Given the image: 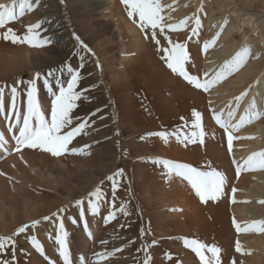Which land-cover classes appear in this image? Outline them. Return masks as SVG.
I'll return each instance as SVG.
<instances>
[{"label": "bare ground", "instance_id": "1", "mask_svg": "<svg viewBox=\"0 0 264 264\" xmlns=\"http://www.w3.org/2000/svg\"><path fill=\"white\" fill-rule=\"evenodd\" d=\"M207 1L208 0H157V3H159L162 8V17H164L161 23L165 25L163 33L160 32L159 28L155 30L157 33L156 40L160 42L159 45H157L151 38L152 30L150 28L141 31L138 27V17L134 16L132 19L128 17L127 13L129 9L126 4L122 3V0H40L38 6L39 11L33 14L35 16L30 17L26 15V17L23 18V22H25L23 34H26L27 26L35 24L37 21L43 22L42 29H47V31L42 32L41 35L42 37H50L52 43L50 44V48L47 47L45 51H39V53H29V49L25 46L14 50L0 48V89H3V100L7 98L9 103H11V88L14 86L17 88L16 104L25 100V93L21 92L24 84L18 83L24 71H28L30 74L29 80L32 81L37 72L46 74L50 69L55 70L58 65L64 64L67 58L72 57L71 54L74 51V47L72 46L74 43L75 46L78 44L81 49L86 50L88 47L86 46L87 42H92L90 48L88 47L90 49V51L87 50L88 54L96 58L97 53H95V50H97L102 59L100 60L98 56L96 60H100L99 62L101 63L103 61L104 65H106V63H108V65L114 64V68L111 69L113 75H110L111 78L106 81L105 88L109 90L108 92L111 90L112 94H114L113 102L116 104V112L114 111L113 115L117 121V127L120 129L118 130L119 132H117V137L124 135L127 128L126 125H129V128L134 133L141 132L145 137L144 145L138 140L141 145L135 147V149L133 148V151L136 152V154L133 152L135 155L142 156L144 154L143 156L148 158L149 162L168 158L174 161L190 163L188 160L178 158L185 157L184 152L174 147L177 145L169 141L170 134L163 129L167 126L166 123L187 122L194 112L204 116L201 109L203 89L195 88L183 77L179 76L177 73H173L167 67L164 59H162L164 56L162 49L168 47L169 42L183 43L185 45V50L188 55V60L184 64L185 71L201 82H204L206 79L213 77L216 72L220 71L223 64L231 60L236 52L248 48L250 42L247 40V35H254V46H259V49H256V46L254 47V51L260 55L258 65L248 63L237 72L243 65L242 64L238 69L227 77L219 80L206 92L208 93V98L211 99L212 105H214L213 107L216 110L215 113L220 115L222 121H226L230 125L238 124L241 116L245 117L244 123L247 121H254L258 116L257 114L260 113L259 109L261 108L264 111V0H219L218 4L213 2L210 6L211 9L205 11L203 5L206 4ZM13 2L14 0H10V2H8V0H0V4L6 5ZM67 2H69L70 6L74 5L75 8L76 5L78 6V4L81 3V5L76 8V11L83 14H80V18L77 20L73 17L75 26H70L67 20ZM83 2L87 4L85 6L86 10L80 9ZM64 3L66 5V13L62 14L60 18H57L60 16L58 10L60 8L57 6L59 4L62 9L64 8ZM214 4L218 7L217 9H214ZM91 10H93L95 15L112 21L113 26L111 30H108L109 32H105V29L103 32L100 30H90L89 33L92 35L87 36L86 32L88 30H72V28H76L77 25V28L80 29V24H87L89 19H93L85 18L84 16L85 12ZM215 10H217V13H212V11ZM259 10H261V12ZM51 12L54 13L53 16H50ZM229 16L231 19L226 29L227 23L224 18ZM51 17L56 18L53 19ZM207 17L208 20H206ZM186 18L191 19H188L183 29L178 31H170L168 29V24H178L181 20ZM197 18L200 20V25L195 23ZM252 18L255 19L252 26L241 36L239 28L243 25H247ZM62 20L69 25L68 29H65ZM205 21H208L206 28H204ZM13 26L14 24H5L4 27L0 29L6 31ZM193 28L197 30L196 34H193ZM77 32H79L78 37L75 35ZM165 36H167L168 39H165ZM214 36L217 38L215 43H210V47L207 50H202L204 43L213 41ZM71 37L77 40V44ZM191 39H200L201 42L195 41L197 44L193 46L188 43V40L191 41ZM108 41L112 45V52L115 53V56L111 59L112 61L105 60L107 59L105 56L109 54V52L104 50L103 46L105 47V43ZM192 41L194 42V40ZM81 45H83V47ZM158 48H160L161 51H158ZM117 57L119 58L117 59ZM201 65L203 69L202 74L199 75L197 69L199 66L201 67ZM205 73L208 75L205 76ZM95 77H100L98 81L101 82V80L105 79V74L100 71L98 76L95 75ZM98 81L97 84H99ZM90 82L93 81L91 80ZM103 82H105V80ZM20 84L21 88H19ZM107 85L109 87H107ZM134 85L135 89L133 88ZM36 87L37 96L39 98L43 97L42 90L44 91V88L47 87L44 86V83L42 86L36 85ZM100 88V85L95 87L94 93L96 95H99L100 91L98 92V89ZM124 94L125 99L123 97ZM96 95L95 97H97ZM237 97H241L239 102H237ZM142 99L143 102L140 108L138 101ZM122 100L128 102L127 106L129 109L133 105L135 107V110H129L130 114L128 113L129 118L127 122L125 121L127 117H125L124 110L121 108L123 105ZM137 105L144 118H148L149 121H151L153 117H155V119H161L165 124H160L163 126L156 129L153 128L152 125H149L145 130H138V126L130 124L129 121V119L136 121L135 116L136 112H138ZM229 111L234 112L232 117L228 116ZM163 116L164 118L166 116L167 121L163 119ZM203 118L204 117H201V119ZM207 118L209 119L210 117ZM208 119L207 123L212 132H210V135L209 130L206 128L204 136L207 137L208 144L211 147L209 149L212 150L216 147L215 144L217 141H215V139L221 138V130L214 119L213 122L216 124L215 127L211 125L210 121L212 120L209 121ZM262 121L254 123L250 131L239 132L237 134V141L232 145V152L230 154L235 162L236 169L237 164L243 165L244 161L253 153L264 151V122ZM160 133H164L166 138H161V136L158 135ZM127 137H124V139ZM180 140H182V138ZM151 143L152 148L150 149L149 145ZM123 144L125 146L124 154L126 155V149L131 148L129 140H124ZM222 144L224 147L228 148L226 140L222 142ZM124 154L122 156H124L123 158L126 162ZM11 163L14 166L10 167V169H12L11 171L4 169V167L0 165V170L2 171L0 172L2 173L1 175H6L9 172H11L9 175H12L11 179L0 176V237L5 235H3V232H8L12 236L18 228L22 225L24 226V223L33 220L36 221V219L38 221V218L42 215L44 216L46 212L50 211L51 213L59 209L57 202L43 201L46 203L45 205L47 208L41 207L38 210L34 208L36 205L32 207L33 201L30 202L32 198L29 197V195L22 194L20 188L23 186V179L34 178L30 176V174L27 175L26 170L36 174L35 179H43L44 177H42L39 171L40 169L38 168V170L36 168V162L25 159L22 162L23 167H21L22 165L18 166L14 161ZM220 164L221 163H219V165ZM99 166V164H97V166L92 165V167L97 168ZM163 170L164 169H152L151 173L149 172V174L146 175V178H143V172H140L141 178H136L139 179L142 186L141 189L143 190V196L138 198V200L144 206L142 207L143 209H138V220H141L142 213H145L147 209L145 216L148 225L146 228H148V230L144 233L146 236L145 247L144 242L142 244V249L144 250H140L144 257L142 259L147 258L149 264H201L199 258L183 244L185 239H195L206 246L204 252L206 258L210 260L213 259L212 254L207 251V248L216 247L220 250L218 254L219 264H230V259L232 258L230 253L231 250H229L230 237L232 239L234 233H236V237L241 239V248H244L247 253L253 250L258 251L256 256H250L248 258L247 264H264V237L258 236L259 232L257 231L237 232L236 228L232 231L231 226V217L234 214L238 215L240 218L242 223L239 225L241 228L250 225V220L254 218L255 215H259L261 218L263 217L264 220V169L247 170L242 168L241 170L250 172L247 175L250 182L246 184L243 182L235 183L232 188L235 190V193L230 197V199H232L230 203H228V201H226V203L223 201L224 195H221L222 198L219 197V202L211 199L201 202L200 198L186 180L183 178L174 179L175 176H172L174 174L168 175L167 171L165 173ZM4 172L7 173L3 174ZM80 173L84 174L82 171ZM50 176L51 175H49V177ZM98 178L96 181L85 180L81 185L78 184L73 187V189L76 190L75 194H78L79 200L83 199L92 187H97V183L101 180ZM4 179L10 180L4 183ZM6 192H10L12 195L7 197L4 195ZM58 195L66 200L72 198L71 192L69 191L67 193L60 192ZM123 197L124 200L127 199V196ZM14 201L18 202V204L16 203L17 205H15ZM136 201L130 198V201H123V206L126 204H133ZM113 202L116 203L115 201ZM120 204L121 203L116 205ZM58 211L55 215L50 216L49 220L51 223H54L58 219L63 223V216H59ZM17 212L20 213L17 214ZM128 214L131 216V220L133 219L132 221L136 222V218L134 217L136 214L133 215L130 211H128ZM78 222L79 221L75 222V224L78 225ZM85 223L86 221L83 220V226H85ZM129 224L130 223H128V225L125 224L127 229L131 228ZM54 225L57 228L59 223H54ZM87 228L88 232L92 231L91 226L87 225ZM112 232L114 233V231ZM23 233L22 235L20 234L18 238V240L20 238L23 239L22 242L18 243H21L18 247L16 246L17 237H12L15 241L14 252L16 264H47L48 259L41 256L32 247L31 243L26 242V237ZM82 233L84 235V232L77 233L79 242L81 243L85 241ZM55 234L54 232L53 238H55ZM86 247L87 246H85V248ZM8 251L11 253L9 252L10 255L5 261L12 259L13 249H9ZM45 254L47 255L46 252ZM71 258L74 261L72 254Z\"/></svg>", "mask_w": 264, "mask_h": 264}, {"label": "rangeland", "instance_id": "2", "mask_svg": "<svg viewBox=\"0 0 264 264\" xmlns=\"http://www.w3.org/2000/svg\"><path fill=\"white\" fill-rule=\"evenodd\" d=\"M8 2H10V0H8ZM16 2L18 3V0H16ZM32 2L35 3V0H32ZM213 2H215V4H218L219 0H217V2L216 0H208L207 3L203 5L204 10L205 11L210 10L211 9L210 6L212 5ZM66 5H67V13L65 11ZM66 5L64 3V8L61 9L60 5L58 4L57 7L60 8L58 9L60 12V16L57 18H60L62 14L66 13V17L69 22V25L75 26L73 17L77 20L78 18H80L79 17L80 14L81 15L83 14L79 11H76L77 10L76 8H78V6L81 5V3L78 4V6L76 5V8L74 5H73L74 7L72 5L70 6L69 2H67ZM86 5L87 4L83 2L82 6H80V9L86 10V7H85ZM217 8L218 7L215 5L214 9H217ZM62 10H63V13H62ZM36 11H39L38 6L35 7L33 11L25 12L23 16H18L16 20L12 22H8L6 24L7 25L14 24V26L11 27V29L15 32V34L19 36H23L25 35L23 34V28L25 27V22H23V18H25L26 15L30 17L35 16L33 14H36ZM259 11L261 12V10ZM215 12L217 13V10L212 11V13H215ZM53 14L54 13L51 12L50 16H53ZM160 15L161 16L163 15L162 11ZM84 16L85 18H93V19H89L87 24H84V25L80 24V27H81L80 29L77 28L78 25L76 24L77 25L76 28L73 27L72 30L74 31L81 30V29L86 30V31L88 30L86 32L87 33L86 35L91 36L92 34L89 33L90 30L92 31L100 30L101 32H103L105 29V32H109L108 30L112 29L111 28L113 26L112 21L106 20L104 17L95 15L93 13V10L85 12ZM51 18L55 19L56 17L55 18L51 17ZM230 19H231L230 16L227 18H224V20L227 23L225 27L226 29L229 25ZM34 20H35V17H34ZM206 20H208V17L206 18ZM62 21H63V26L65 27V29L66 28L68 29L69 25L66 24L64 20ZM253 21H255L254 18H252L249 23L246 22L247 25L245 26L243 25L239 28L241 32L240 33L241 36L248 28L252 26ZM38 22L39 21H37L36 23ZM207 25H208V21L207 22L205 21L204 28H206ZM4 32L5 31H2L0 29V48H7L10 50L11 49L14 50V49H18V48L25 46L29 49V53L31 52L39 53V51H45L47 47L50 48V45L46 47H42V48H35V47H29L27 44H24V43L12 44L11 41L6 42L2 38ZM75 35L76 37H78L79 32H77ZM247 37H248L247 40L250 42L248 45L249 55L247 59L245 60V62L243 63V65L241 66V68L237 72H239L248 63H253V64L258 65L260 55H258V53L254 51V47L256 46V49H259V46L257 45L254 46V43H253L255 40L254 35L253 36L247 35ZM71 39L76 41V44H77V40L75 38L71 37ZM214 39L217 40L216 36H214ZM192 40H194V42ZM195 41L201 42L200 39H191V41L188 40V43L190 45L196 46L197 42ZM91 43L87 42L86 46L90 48V46L92 45ZM74 44L72 46L74 47V51L71 54L72 57L67 58L64 64L58 65L56 67L55 76L54 78L50 80V84H51L50 87L53 90H55V82L57 79H59L61 83L66 85L67 81L70 80L71 78V72H75L79 74L76 91L80 94L81 99L76 102L77 106L74 108V110L71 113L73 124L70 127H74L78 125L79 123L85 122V121L87 122V126L83 130L82 134L74 137V139L72 140V142L69 144L68 147L69 149H73V148L81 149L82 154H72L71 152H67L61 156L54 157L50 153L44 152L38 148L37 149H29V148L17 149V145H16L15 140L13 139V136L18 135V128H12V131L11 132L9 131V126L15 123V119H14L15 115H13L10 119L6 118L7 113H8V108L10 105L9 101L6 98L3 100L5 111L3 113H0V134L4 136V140H5V143L3 144V146L0 147V165L4 167V169L11 171L12 169H10V167H14L13 164L11 163L12 161H14L15 164H17L18 166L22 165L21 167H23L22 162L25 159H29L31 162L33 161L36 162L37 163L36 168L40 169L38 170L42 174V177L43 176L44 177L43 179H35L36 174L32 172H28L26 170L27 172L26 174L27 175L30 174V176L34 178H29L26 180L23 179V186H21L20 188L22 191V194L24 193L27 196L29 195V197H31L32 199H35V200L30 199V202L33 201L32 207L36 205L34 206V208L38 210L41 207L47 208L45 205L46 203L44 202H49V201H54L55 203L57 202L59 209L54 210V212H51V213L50 211L46 212L44 216L42 215L38 218L39 223L37 224L35 228L30 227L23 233L25 234V237H26L25 240L27 243H30V240L33 236L36 237L37 240L41 243L44 249V253L45 252L47 253V255L45 254L48 257L47 264H49V260L52 261V264H57V263L62 264V261L59 255L57 254L58 246L55 244V241L53 238L54 232L56 233L57 231V228L55 227L54 223L60 224L62 221L58 219L54 223H51V221L49 220L50 216L56 214L57 211L60 209H64V211L62 212L58 211L59 213L58 215L63 216L64 230L67 231L68 233V243H69L70 254H72L74 258L73 264H79L80 257H83L85 261L87 262V264H92V262L95 259H97L95 254L99 252L113 253V255L110 258L102 261V264H144L145 259H142L144 257L142 256L140 250L141 251L144 250L142 249L143 242H144V247H145L146 236L144 233L147 232L148 228L146 227H148V225H147L146 216H145L147 209L145 210L144 208L145 213H142L143 215H142L141 220L140 219L138 220L139 217H137L138 209L141 210L143 209L142 207H144L143 204L138 200V198L143 196L142 195L143 190L141 189L142 186H141V183L139 182V179L141 178L140 172L141 173L143 172V178H146L147 177L146 175H148L149 172L151 173L152 169H156V170L164 169L163 171L165 173L167 171L168 175L174 174L172 175V176H175L174 179H182V178L177 176L174 171L165 169L163 165L161 164H157L156 166V163L152 162L153 160L149 162L148 158L143 156L144 154L142 156L135 155L136 152L133 151V148L135 149V147L137 146L139 147L141 144L142 145L145 144L144 143L145 137L143 136L141 132L134 133L129 128L130 126L126 125L127 128H126L124 135H120L121 137L120 136L117 137L118 136L117 132H119L118 130L120 129L117 127V124H116L117 121L115 120L114 115H113L114 111L116 112V108H115L116 104L115 102H113L114 94H112L111 90L110 92H108L109 90L105 88L106 81H108L109 78H111V76L113 75L111 69L114 68V64L108 65V63H106V65H104L103 61L102 63L99 62L102 58L100 54H98L97 50H95V53H97V57L99 56L98 57L100 58L99 61L96 60L97 57L93 58L91 57V55L88 54L87 50L90 51L88 47L85 50V49H81L80 45L77 44L75 46ZM111 46L112 45L109 41L105 43V47L103 46L104 50L109 52V54H106L105 56L107 58L105 59L106 61H110L113 58V56H115V53L112 52L113 48ZM118 58L119 57H117V59ZM97 65H99V67H97ZM69 69H71V72L69 71ZM202 69H203L202 65L201 67L199 66V68L197 69V72L199 75L202 74ZM100 71L104 72L105 74V77H104L105 82H103L104 80H101L100 82L98 81V79L100 80V77L99 78L95 77V75L98 76ZM29 76L30 74L28 73V71H24L20 76L19 81L24 84L22 91H21L22 93L26 92L29 82L31 81L29 80ZM91 80L94 83L90 82ZM97 81L99 82V84H97ZM36 85L42 86L43 80L37 81ZM98 85H100L101 88L98 89V92L100 91L99 95H96L94 93V90H95V87ZM107 87L109 86L107 85ZM19 88H21V84ZM133 88L135 89V85L133 86ZM42 93H43V97L39 98L37 96V98H38V101L43 111L47 113L50 118L52 92L49 90V88L48 89L44 88V91L42 90ZM125 93L129 94L128 92H125ZM117 94L119 96L118 90H117ZM95 95L97 97H95ZM123 97L125 99V94L123 95ZM202 97H203V101L201 102V109L203 111L204 116H201V115L200 116L204 118L200 120V128L194 127V124L196 123V121H195L194 115H192L189 118V120L185 123H182V122L166 123L167 126L163 129L164 131L170 134L169 141L177 145L174 147L178 148L179 151L182 150L184 152L185 157H178V158L183 159V160H188L190 161V163L174 161L168 158H164V159L169 161L170 163L183 164L189 167H194L199 171H214V172L220 173L222 177L224 178V184L222 187L221 194L215 200L219 202L220 200L219 197L222 198V196L224 195V198H223L224 200L223 199L222 200L225 203L226 201L230 203V201L232 200L230 199V197H232L235 193V191H233L232 189L233 186L235 185V183H238V182H243L245 184L249 183L250 180L247 178V175L250 172L240 170L239 175H237V169L235 168L234 160L230 156L232 151H229L227 137L229 134L233 136V140H232V145H233L237 141V134L239 132L242 133V132L250 131L253 128L254 123H258L262 120H263L262 122H264V111L263 109L260 108L259 109L260 113L257 114L258 116L254 119V121H251V122L247 121L246 123H243L235 131L230 130L228 133L226 132L224 133L225 129L219 126L221 130V134H220L221 138L215 139V141H217L215 144L216 147H214L212 151L209 149L211 147L209 146L207 137L204 136V133L206 131V128L209 130V133L212 132V130L209 128V124L207 123V119H208L207 117H210L208 119L209 121L212 120L210 121L211 125H213L214 127L216 126V124L213 122V113L216 112V110L213 107L214 105H212L211 103V99L208 98V93L206 91L202 90ZM122 102H123V105L121 106V108H123L122 110H124L125 117H127L125 118L126 119L125 121L127 122L129 118L128 117V113L130 112L129 110L130 109L135 110V107L133 105L129 109V107L127 106L128 102H125L123 100ZM138 102L141 108L143 99L139 100ZM25 106H26V97H25V100H22L21 102L17 104V107L21 110V113H23V109ZM135 119L136 121L129 119L130 124H134L138 126V130L140 131L142 129L145 130V128L149 127V125H152V127L156 129V128H160L161 126L165 124L161 119H155V117H153L151 121H149L148 118H144L139 111V106H138V112H136ZM163 119L167 121L166 116L165 118L163 116ZM132 121H134L135 123ZM162 123L163 125H160ZM193 133H195V136H193ZM124 137H127V138L124 139ZM181 138L182 140H180ZM126 139L129 140L131 148L126 149V152H125L126 155H125L124 154L125 146L123 143H124V140ZM138 140L141 142V144L139 143ZM225 140H226V145L228 146V148L224 147L222 144V142H224ZM132 142L134 143L135 146L133 145ZM149 148L150 149L152 148V143L149 145ZM123 154L125 155L126 162H125V159L123 158L124 156H122ZM158 160H161V159H158ZM219 163L221 164L219 165ZM97 164H99L100 165L99 167L102 169H100L99 167L98 168L92 167V165L97 166ZM136 166L139 168H137ZM103 168L105 169V171ZM120 170H122L123 175L117 177L116 173ZM81 171L84 172V174H81L80 173ZM0 172L2 171L0 170ZM6 173L4 172L3 174H6ZM9 174H11V172L7 173L6 175L0 174V176H3V177L5 176V178L11 179L12 175H9ZM49 175L51 176L49 177ZM110 177H116V179L115 180L109 179ZM97 178L101 179L100 182L97 183V187H92V188L90 187L91 190L85 195L83 199H80V201H83V203L80 206H76L75 202L79 200V197L77 193L75 194L76 190H74L73 187L78 184L81 185V183L84 182L85 180L96 181ZM136 178H139V179H136ZM10 179H4L3 181L4 183H7L9 182ZM68 182H72V183H68ZM114 183H116L117 185L115 190L113 188ZM68 191L71 192V195H72L71 196L72 198L68 200L58 195L60 192L67 193ZM97 191H99V199H97L94 195ZM4 195L9 197L10 195H12V193L6 192ZM123 196H127L126 200L128 201H130V198H132L134 201H136L137 199V201L133 204H126L123 206V201H126L124 200ZM37 200L42 202V206H41V202H38ZM113 201H115L116 203H114ZM6 202L8 203L7 200ZM14 202H15V205L18 204V202L16 201ZM119 203L121 204L116 205ZM90 204L94 208L97 209L96 215H91L89 213ZM121 206H123V209H124L123 211L120 210ZM128 211L133 213V215L136 214L134 215V217L136 218V222L132 221L133 219L131 220V216H129ZM110 212L114 213L115 218L106 222L105 217H107ZM19 213L20 212H17V214ZM82 213H83V216L81 215ZM45 217H48V219L45 220L44 219ZM83 220L86 221L87 225L92 227V231H89L91 233V238H89L88 234L85 232V226H83L82 224ZM234 220L237 224L242 223L238 215H235V214L232 215L231 217L232 231H234V228H235L233 225ZM77 221H79L78 225L75 224V222ZM262 221L264 222L263 217L261 218L259 217V215H255L254 218L250 220L251 224L253 222H262ZM33 222H37V219L36 221L33 220L31 222L24 223V225H31ZM128 223H130L129 225H131L130 226L131 228L128 227L130 230L126 228V225H128ZM53 225H54V229H53ZM78 227L80 230L78 229ZM112 231H114V233ZM81 232H84V235L82 233V236L85 239V241L82 243L79 242V236L77 235V233H81ZM263 233L264 232H259L258 236L264 237ZM20 234L22 235V233ZM20 234L19 235L12 234L11 236V234H9L8 232H3L4 236H1V237H15L16 236L17 237L16 246L18 247V245L21 244V243L20 244L18 243L23 241L22 238L18 240ZM240 240H241L240 238L236 237V233H234L232 239L230 237L229 250H231L230 253L232 255V258L230 259L231 260L230 264H247L248 258L250 256L257 255L258 251L253 250L250 253H247L244 248H241V252H237L236 244L237 242H239L240 244L241 242ZM105 241L107 243H102ZM85 246L87 247L85 248ZM137 246L139 247V249ZM117 249H122V250L116 251ZM9 252L10 251L0 253V262L5 261V259L9 257L11 253ZM11 261L12 259H8L9 263H11Z\"/></svg>", "mask_w": 264, "mask_h": 264}, {"label": "snow or ice", "instance_id": "3", "mask_svg": "<svg viewBox=\"0 0 264 264\" xmlns=\"http://www.w3.org/2000/svg\"><path fill=\"white\" fill-rule=\"evenodd\" d=\"M122 3L126 4L128 7V17L132 19L134 16L138 17V27L141 31H144L146 28H150L151 38L154 40L157 45H159V40H156V29L159 28L160 32H164L165 25L161 23L164 19L160 15L162 8L157 0H122ZM40 0H35V3L32 0H16L12 4H0V28L8 22H12L17 19L18 16H23L25 12H31L35 7L39 6ZM186 18L181 20L178 24H168L167 27L170 31H178L183 29L188 22ZM136 22V21H134ZM42 23L38 22L26 27V34L19 36L9 28L3 33L4 41H11L12 44L24 43L29 47L42 48L50 45L52 40L50 37L41 35L42 32H46L47 29H42ZM195 23L200 25L199 18L196 19ZM193 34H196L197 30L192 29ZM219 35V34H218ZM147 38V36H146ZM165 39H168L165 36ZM210 43L214 44L215 39L211 42H205L202 50H207L210 47ZM83 47V45H81ZM161 51L160 48L157 49ZM164 52V59L167 67L173 72L177 73L179 76L183 77L189 84L193 85L197 89H203L208 91L210 87L216 84L219 80L227 77L236 69H238L247 59L249 55V49L244 48L232 57L231 60L226 61L221 70L216 72L213 77L206 79L204 82L196 79L192 75H189L184 68L185 62L188 60V55L185 50V45L183 43H172L169 42V46L162 49ZM99 67V65H97ZM55 71L50 69L46 74L37 72L32 81L29 82V85L26 89V106L23 109V113L17 107L16 97H17V88L14 86L11 88V103L8 108L7 119H10L15 115V123L9 126V131H12V128H18V135H14L13 139L16 142L17 149L20 148H29V149H40L44 152L50 153L52 156L57 157L61 156L67 152L72 154H82L81 149H69V144L72 142L74 137L82 134L83 130L87 126V122H81L74 127H70L73 124V119L71 116L72 111L77 106V101L81 99L80 94L76 91L79 74L71 72V78L67 81L66 85L61 83L59 79L55 82V90L50 87V80L54 78ZM208 74L205 73V76ZM39 80H43L44 86L49 88L52 92L51 99V110L50 118L47 113H45L38 101L37 98V87L36 83ZM22 83V82H18ZM3 89H0V113L5 111L3 103ZM244 95V94H242ZM237 102L241 97H237ZM196 123L194 124L195 128H200L201 116L199 113H193ZM234 112L229 111L228 116L232 117ZM22 117V119H21ZM213 119L216 123L225 129V132L228 133L230 130L235 131L239 128L245 121V117L241 116L240 121L236 125H230L226 121H222L220 115L213 113ZM161 138H166L164 133L158 134ZM195 136V133H193ZM228 146L229 151L232 149V140L233 136L228 135ZM202 142V141H201ZM5 143L4 136L0 134V147ZM87 147V146H85ZM156 164H161L165 169L174 171L175 174L188 182L191 188L195 191L196 195L200 198L201 202H205L208 199L215 200L222 192V187L224 184V178L218 172L214 171H199L194 167H189L183 164H174L170 163L167 160L152 161ZM235 163V162H234ZM244 168L247 170H257L264 169V151L256 152L250 155L243 163V165L237 164V175H239L240 170ZM2 174V173H0ZM122 170L116 173V176H122ZM109 179L115 180L116 177H110ZM116 183L113 184L115 190ZM235 191V190H233ZM95 197L99 199V191L95 194ZM76 206H80L83 201H76ZM121 211H123V206H121ZM59 211H64L60 209ZM89 213L91 215H96L97 209L94 208L91 204L89 205ZM55 215V214H54ZM83 216V213L81 214ZM114 213L110 212L105 221L108 222L111 219H114ZM45 220L48 217L44 218ZM39 222H33L31 225H24L18 228L13 235H19L20 233L25 232L28 228H35ZM233 225L236 228L237 232H248V231H258L264 232V222H253L252 224L241 228L239 224L233 221ZM85 232L91 238V233L88 232L87 224L85 223ZM55 244L57 247V254L59 255L62 264H73L71 258L69 243H68V233L64 230L63 223H60L57 227L55 234ZM32 247L45 259L48 257L44 253V249L41 243L37 240L36 237H32L30 240ZM102 243H107L102 242ZM185 247L189 248L196 257L199 258L201 264H219L218 254L220 250L216 247H208L207 251L212 254L213 259L206 258L204 252L206 246L195 240V239H185L183 241ZM9 249L12 251V261L11 264H16L15 261V241L12 237H0V253L6 252ZM122 249H117L120 251ZM236 251L241 252V246L239 242L236 244ZM113 255L111 252H99L96 253L95 259L92 264H102V261L110 258ZM0 264H9L8 261H2ZM49 264H52V261L49 260ZM79 264H87L83 257L79 258ZM144 264H149L148 259L146 258Z\"/></svg>", "mask_w": 264, "mask_h": 264}]
</instances>
